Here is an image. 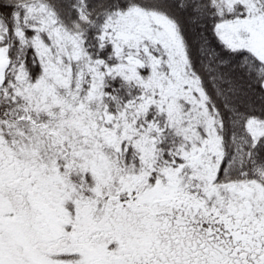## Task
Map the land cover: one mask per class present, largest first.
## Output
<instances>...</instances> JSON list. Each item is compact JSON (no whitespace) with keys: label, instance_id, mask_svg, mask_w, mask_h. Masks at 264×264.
<instances>
[{"label":"snow or ice","instance_id":"snow-or-ice-1","mask_svg":"<svg viewBox=\"0 0 264 264\" xmlns=\"http://www.w3.org/2000/svg\"><path fill=\"white\" fill-rule=\"evenodd\" d=\"M0 264H264V0H0Z\"/></svg>","mask_w":264,"mask_h":264}]
</instances>
